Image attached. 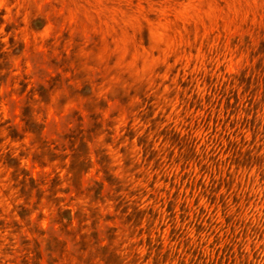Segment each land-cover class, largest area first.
Returning a JSON list of instances; mask_svg holds the SVG:
<instances>
[{
  "label": "rangeland",
  "instance_id": "1",
  "mask_svg": "<svg viewBox=\"0 0 264 264\" xmlns=\"http://www.w3.org/2000/svg\"><path fill=\"white\" fill-rule=\"evenodd\" d=\"M2 123L0 264H264V0H0Z\"/></svg>",
  "mask_w": 264,
  "mask_h": 264
},
{
  "label": "trees",
  "instance_id": "2",
  "mask_svg": "<svg viewBox=\"0 0 264 264\" xmlns=\"http://www.w3.org/2000/svg\"><path fill=\"white\" fill-rule=\"evenodd\" d=\"M22 121L24 122V129L25 131H28L34 135H36V138L39 139V134L40 131L42 129V125L35 122L32 117H31V109L28 106L23 107L22 109ZM5 123L0 124V126H3ZM6 129L8 130V135L11 138H14L16 136L15 134V129L8 126L6 127ZM78 134L75 135H68L67 139L69 141V143L71 144V155H70V165L68 167V171L69 172H75L77 169V166L83 165L86 163V153H87V148H86V143L84 141V137L82 135H80L79 132V136ZM77 144V146H75ZM41 150H47V145L45 142L42 143V145L40 146ZM9 162L8 164H12L11 166H13V168L15 169V171H20L19 174L23 175V178L19 181V185L22 186L21 192L24 194V190L27 186V174L23 171V170H19L18 169V164L15 162V160H11V161H7ZM10 162H14V163H10ZM79 171V170H78ZM18 175V174H17ZM28 181L32 182L31 179H29ZM75 214H77V212H75ZM73 219V214L71 212L70 209H64V210H60V208H58L57 211V219L56 222L59 223L61 225V231H63L66 235H69L72 239H76L77 233L80 229L83 228V226H80L79 228H77L75 231L70 229V224L71 221ZM4 222L0 221V225H3ZM5 226H1V228H4ZM80 240H76V244H82L83 243V238L84 236H79ZM54 241H56L57 244H59V240L54 239Z\"/></svg>",
  "mask_w": 264,
  "mask_h": 264
}]
</instances>
